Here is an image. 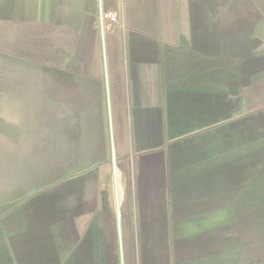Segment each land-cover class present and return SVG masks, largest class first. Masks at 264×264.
Returning <instances> with one entry per match:
<instances>
[{
	"label": "crops",
	"instance_id": "0c3cea01",
	"mask_svg": "<svg viewBox=\"0 0 264 264\" xmlns=\"http://www.w3.org/2000/svg\"><path fill=\"white\" fill-rule=\"evenodd\" d=\"M62 256L264 264V0H0V264Z\"/></svg>",
	"mask_w": 264,
	"mask_h": 264
},
{
	"label": "rangeland",
	"instance_id": "374dc122",
	"mask_svg": "<svg viewBox=\"0 0 264 264\" xmlns=\"http://www.w3.org/2000/svg\"><path fill=\"white\" fill-rule=\"evenodd\" d=\"M26 226H31L28 230L30 235L49 238L50 241H56L57 246L64 252L65 237L70 235L80 234L75 231V228H69V223H24ZM69 228V229H68ZM110 230L113 235L114 244L110 248L111 252L115 253V259L122 257L128 251H136L139 244H137L136 236L139 235V223H110ZM54 264H65L64 257L57 260ZM125 264V261H124Z\"/></svg>",
	"mask_w": 264,
	"mask_h": 264
},
{
	"label": "built area",
	"instance_id": "2783aa9c",
	"mask_svg": "<svg viewBox=\"0 0 264 264\" xmlns=\"http://www.w3.org/2000/svg\"><path fill=\"white\" fill-rule=\"evenodd\" d=\"M109 18L111 21H117V14L116 13H109Z\"/></svg>",
	"mask_w": 264,
	"mask_h": 264
}]
</instances>
